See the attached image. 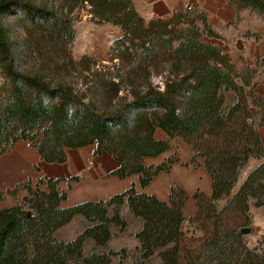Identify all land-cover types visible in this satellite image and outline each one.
<instances>
[{
  "label": "trees",
  "instance_id": "trees-1",
  "mask_svg": "<svg viewBox=\"0 0 264 264\" xmlns=\"http://www.w3.org/2000/svg\"><path fill=\"white\" fill-rule=\"evenodd\" d=\"M227 1L264 18V0ZM76 7L85 8L97 23L121 29L111 43V58L128 68L130 99L110 105L118 97L121 81L106 80L103 72L93 70L90 75L97 78L87 86L103 105L98 108L62 81L50 82L37 73L14 69L0 25L2 72L8 85L0 91V154L21 139L41 160L63 163L66 148L95 144L94 154L106 152L117 163L110 175L136 174L143 188L177 160L171 155L147 165L144 157L164 153L170 140L179 137L192 151L188 162L196 165L197 157L202 160L210 192L192 194L195 211L187 221L193 230L187 234L181 229L187 196L176 184L170 186L167 200L130 185L105 200L62 207L66 194L58 190V178L42 176L35 188L27 179L0 190V200L4 194L26 190L14 204L0 207V264H123L126 250L106 246L110 226L119 230L125 226L119 211L124 203L141 220L134 234L137 257L130 264H144L153 254L159 264H264V234L257 245L249 247L240 232L244 224L235 226L222 219L223 212L233 208L246 222L249 201L264 213V99L254 90V76L264 57L254 67L236 69L229 55L209 41L218 35L205 17L186 8L145 20L131 0H67L65 15L29 2L0 0V16L20 8L34 31L46 30L48 41L65 49L73 39L67 14ZM86 60L82 56L74 64L88 71ZM153 73L163 79L161 90L150 81ZM156 128L167 138H155ZM251 159L256 164L233 190L240 169ZM220 200L224 203L217 209ZM74 215L84 218L86 226L70 241L57 240L55 230ZM205 218L210 221L203 222ZM194 229L201 234L196 235ZM87 239L92 241V250L84 253Z\"/></svg>",
  "mask_w": 264,
  "mask_h": 264
},
{
  "label": "crops",
  "instance_id": "crops-1",
  "mask_svg": "<svg viewBox=\"0 0 264 264\" xmlns=\"http://www.w3.org/2000/svg\"><path fill=\"white\" fill-rule=\"evenodd\" d=\"M132 3L144 19L153 16L167 17L173 10H184L186 3H191L194 10L205 17L206 23L218 35L209 41L217 45L221 52L229 55L236 69L241 70L246 65L254 67L255 62L264 57V18L253 10L238 9L227 0H132ZM254 80L255 93L264 99V62L257 67ZM252 110L259 113L258 109ZM154 137L167 138L160 128L154 130ZM94 148L95 144L66 148V160L63 163H48L40 159L26 140L19 139L8 152L0 154V190L10 189L27 179L31 180L30 185L33 186L42 176L58 178V190L66 194L60 205L65 207L86 200L108 199L130 185L138 192L142 191L160 200H167L170 186L176 184L187 196L182 207L181 229L187 234L191 233L193 226L188 223L187 218L195 211L192 194L200 191L208 195L211 186L210 177L201 165L202 160L197 157L196 165L188 162L192 151L182 139L174 137L170 140L169 149L164 153L155 157H144L145 164H157L165 161L175 151L174 156L177 160L170 165L168 172L159 173L143 188L139 186L136 174L124 178L110 175L116 167V161L106 152L94 154ZM186 162L188 163L184 165ZM72 176L76 179H71ZM3 197L4 201H8V194H4ZM121 207L120 215L125 221V226L122 230L116 225L110 226L111 235L107 245L113 250L125 248L127 254L123 259L129 254L136 258L138 241L134 234L140 229L141 220L129 212L126 203ZM71 220H82L83 226L80 229L87 224L80 215H74ZM194 232L200 235L198 230L194 229ZM114 233L116 235H113ZM159 262V257L153 254L144 264Z\"/></svg>",
  "mask_w": 264,
  "mask_h": 264
},
{
  "label": "rangeland",
  "instance_id": "rangeland-1",
  "mask_svg": "<svg viewBox=\"0 0 264 264\" xmlns=\"http://www.w3.org/2000/svg\"><path fill=\"white\" fill-rule=\"evenodd\" d=\"M16 1L29 2L34 6L44 7L56 15L66 14L65 5L67 0ZM141 4L143 5V3ZM67 18L71 22L73 39L64 49L48 41L46 30L40 32L38 30L34 31L23 16V12L20 8L12 9L2 14L0 16V25L6 35V42L9 47L8 56L12 67L24 72L37 73L43 76L46 81H62L67 84L73 92L81 96L84 101H94L95 107L98 108H102L103 105L98 104L96 97L88 91L87 86L90 84L89 81L92 80V78H97L95 75H90L93 70L97 71V73L103 72L106 80L113 79L114 81H121L118 97L115 98L110 105L115 107L120 102L129 100L130 95L128 91L130 85L127 81L128 68L125 65L119 64L116 58H111V43L121 35V29L109 23L95 22V20L90 18V14L87 13L85 8H74L70 14H67ZM82 56H87L88 60H86V62L90 67L88 71L83 70L82 66L74 64ZM3 58L4 55L0 53V91L8 87L7 80L2 72ZM163 67L164 69L167 68L166 65H163ZM150 81L156 88L162 89L163 79L159 75L153 73L150 77ZM106 106H109V103ZM175 153L176 152L173 151L170 156L176 155ZM256 162L255 159H251L240 169L233 190H235L248 170L252 168ZM36 186L37 183L31 187L35 188ZM43 187L44 184H41L40 188ZM25 193L26 190L21 188L16 191L14 195L8 194V201H4V197H2L0 200V207L14 204L15 199L20 198ZM223 203V200L218 201L216 203V208L219 209L223 206ZM121 208L122 207L119 209L120 214ZM247 213L248 220L245 222L233 208H229L227 211L223 212L222 219L235 226L244 224L241 227L248 228L249 232L242 234V237L249 247H253L257 245L260 235L264 234V213L261 207L253 206L251 201H249ZM209 221L210 218L203 219L205 223ZM82 226V220H70L67 224L55 230L54 237L57 240L70 241L81 230L80 228ZM197 230L201 234V231L199 229ZM113 235H116V233ZM116 246H118V244ZM106 249L111 248L107 245ZM119 249L120 248H115L114 251ZM91 250L92 241L87 239L83 243V252L87 253ZM117 259V256L113 258L114 261ZM131 259L133 260L134 257L129 254L126 259H123V264H130Z\"/></svg>",
  "mask_w": 264,
  "mask_h": 264
},
{
  "label": "built area",
  "instance_id": "built-area-1",
  "mask_svg": "<svg viewBox=\"0 0 264 264\" xmlns=\"http://www.w3.org/2000/svg\"><path fill=\"white\" fill-rule=\"evenodd\" d=\"M186 9H188L189 11L194 10V6L191 3H186Z\"/></svg>",
  "mask_w": 264,
  "mask_h": 264
},
{
  "label": "water",
  "instance_id": "water-1",
  "mask_svg": "<svg viewBox=\"0 0 264 264\" xmlns=\"http://www.w3.org/2000/svg\"><path fill=\"white\" fill-rule=\"evenodd\" d=\"M240 232H241L242 234H245V233H248V232H249V229H248V228H241V229H240Z\"/></svg>",
  "mask_w": 264,
  "mask_h": 264
}]
</instances>
